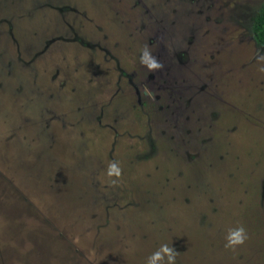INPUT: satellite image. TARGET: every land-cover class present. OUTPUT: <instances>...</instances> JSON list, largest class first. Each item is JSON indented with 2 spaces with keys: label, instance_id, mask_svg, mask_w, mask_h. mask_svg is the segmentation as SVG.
<instances>
[{
  "label": "rangeland",
  "instance_id": "rangeland-1",
  "mask_svg": "<svg viewBox=\"0 0 264 264\" xmlns=\"http://www.w3.org/2000/svg\"><path fill=\"white\" fill-rule=\"evenodd\" d=\"M261 5L0 0V264H264Z\"/></svg>",
  "mask_w": 264,
  "mask_h": 264
},
{
  "label": "clouds",
  "instance_id": "clouds-1",
  "mask_svg": "<svg viewBox=\"0 0 264 264\" xmlns=\"http://www.w3.org/2000/svg\"><path fill=\"white\" fill-rule=\"evenodd\" d=\"M264 58V57H262ZM140 62L145 64L149 70L161 67L159 61L151 54L148 47L145 46L140 53ZM264 71V67H261ZM107 175L119 177L121 175V168L118 161H111L107 167ZM115 182V181H113ZM247 239V232L244 226H237L230 228L225 236V247H235L243 244ZM176 250L168 244H161L160 247L152 252L147 258V264H176Z\"/></svg>",
  "mask_w": 264,
  "mask_h": 264
},
{
  "label": "trees",
  "instance_id": "trees-1",
  "mask_svg": "<svg viewBox=\"0 0 264 264\" xmlns=\"http://www.w3.org/2000/svg\"><path fill=\"white\" fill-rule=\"evenodd\" d=\"M250 27L255 43L264 49V5L250 16Z\"/></svg>",
  "mask_w": 264,
  "mask_h": 264
},
{
  "label": "flooded vegetation",
  "instance_id": "flooded-vegetation-1",
  "mask_svg": "<svg viewBox=\"0 0 264 264\" xmlns=\"http://www.w3.org/2000/svg\"><path fill=\"white\" fill-rule=\"evenodd\" d=\"M250 33H251V37L253 38L252 32H251V27H250ZM258 47H260V46H258ZM260 48L264 51V49L262 47H260Z\"/></svg>",
  "mask_w": 264,
  "mask_h": 264
}]
</instances>
